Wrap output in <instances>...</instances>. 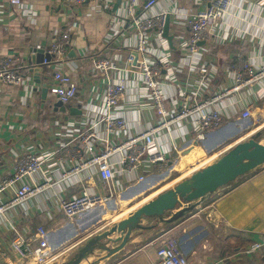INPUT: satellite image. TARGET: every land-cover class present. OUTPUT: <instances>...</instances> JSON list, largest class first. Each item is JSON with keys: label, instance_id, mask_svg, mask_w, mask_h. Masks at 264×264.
Listing matches in <instances>:
<instances>
[{"label": "crops", "instance_id": "0c3cea01", "mask_svg": "<svg viewBox=\"0 0 264 264\" xmlns=\"http://www.w3.org/2000/svg\"><path fill=\"white\" fill-rule=\"evenodd\" d=\"M146 1L139 0L137 14L144 12ZM204 6L201 0H157L149 9L152 13L166 11L171 19L169 33L173 35V43L151 31L149 51L145 54L154 61L164 53L170 58L169 67H164L162 72V88L169 111L180 109L185 92L197 91V100L204 101L233 86L235 76L230 67L238 58L249 61L256 68H264V0H232L230 11L209 26L207 40L193 52L187 46L190 31L185 22ZM125 14V0H89L80 4L67 0H19V3L0 0V61L6 56L15 57L25 75V81L20 85L0 80V182L13 174L16 159L21 154L46 153L58 146V139L65 142L78 139L81 130L92 123L94 116L105 112L107 84L104 74L93 71L94 57L107 56L121 67L113 71L112 77L122 80L126 86L125 100L113 110L126 119V127L118 133L108 134L105 124H100L96 128L98 135L108 134L114 143H121L128 134H137L155 124L157 116L139 67L126 65L137 35L131 23L125 20ZM64 31L70 32L71 41L61 66L75 79L78 91L75 99L64 104L66 109L62 110L56 106L59 99L51 90L55 62L51 66L45 64V70L36 76L33 71L36 65L31 63V57L34 48L44 47L47 51ZM163 38L168 42L167 50L163 49ZM204 62L215 70L210 74L207 88L197 90L200 73L195 66ZM43 83H47L48 88L45 94ZM247 104L251 105L252 115L244 118L242 111ZM217 106L224 114V123L210 131L203 141L192 133L189 119L176 124L169 132L159 134L158 144L169 153L171 168L159 170L155 165H145L141 170L145 176L143 180L123 172L116 177L113 186L90 170L92 187L109 197L95 209L91 218L84 215L70 220L59 204L61 197L69 198L82 192L79 178L85 173L60 183L59 172H52V179L57 182L51 188L0 216V264H38L34 257L21 259L13 252L11 242L16 233L11 225L24 232L44 226L56 253L55 259L47 264L64 263L69 260L70 250L128 216L136 205H142L177 183L178 177L170 180L166 188L160 187L172 179L175 167L179 170L175 173L186 171L185 166L193 160L188 155L196 149L204 155L207 153L208 157L221 156L256 133L262 134L259 140L263 138L264 78L228 94L217 102ZM59 133L62 135H57ZM174 143L191 151L184 167L179 165L182 158L175 159ZM97 145L99 149L103 147L100 142ZM220 147H224L223 151H218ZM120 156L117 153L114 158L119 160ZM37 178L41 179V175ZM223 188L228 189L223 193L216 192L215 197L211 195L193 212L175 222L143 219L142 227L133 230L129 241L119 251L101 258L103 254L95 250L82 264L93 261L96 264H158L159 230L165 227L182 229L180 246L189 264H264L263 252H245L249 244L264 235V164ZM14 192V187L1 192L0 202L9 201ZM125 203L131 208H122L124 211L107 223H95L107 219L119 204ZM74 240L77 241L71 245ZM93 254L97 255L91 257Z\"/></svg>", "mask_w": 264, "mask_h": 264}, {"label": "built area", "instance_id": "2783aa9c", "mask_svg": "<svg viewBox=\"0 0 264 264\" xmlns=\"http://www.w3.org/2000/svg\"><path fill=\"white\" fill-rule=\"evenodd\" d=\"M11 1L19 3V0ZM67 1L80 4L89 0ZM156 2L157 0H147L144 4V12L137 14L136 6L139 0H125V20L131 22L137 35L136 43L128 53L126 65L127 67L132 65L139 67L141 80L149 92L151 106L157 116L155 124L149 125L137 134H128L121 143H114L109 138V133H118L126 127V119L113 112L125 100L126 86L122 80H114L112 77L113 71L121 67L107 56L94 57L92 59L93 71L104 74L107 84L104 92L105 112L94 116L92 123L81 130L78 139L74 138L69 142L58 139V146L52 151L42 154L26 152L17 157L13 174L0 182V193L9 187L15 188L14 195L9 201L0 202V216H5L10 209L24 205L37 193L51 188L57 182L52 179L54 171L59 172L58 181L60 183L85 173L79 178L83 185L82 192L69 198L59 199L60 209L68 219L73 220L81 216L109 199L103 191L92 187L93 175L89 172L90 170H93L102 181L111 183L113 186L116 177L123 172L132 173L139 180H143L145 176L141 174V170L145 165H155L159 170L171 168L169 153L158 144L159 134L163 131L169 132L176 124L189 119L192 133L199 141H203L210 131L221 127L224 123L225 117L217 106V102L241 87L264 78V68H256L249 61L238 58L230 67L235 76L233 86L204 101L197 100V91L196 93L185 92L180 109L169 111L162 88L164 84L162 72L164 67H169L170 58L165 53L157 61L145 56L149 51V33L156 31L160 37H164L163 32L168 13L166 11L150 12L149 9ZM201 2L205 6L192 14L185 22L190 31L187 46L193 52L198 50L200 42L207 40L209 26L222 19L232 6V0H201ZM163 39V49L167 50L168 42L165 38ZM70 41V32H61L47 50L52 55L51 60H45V64L50 66L52 62L56 64L51 77V90L64 104L72 102L78 91L75 79L61 66L68 55L67 47ZM20 68L15 57H3L0 61V80L13 85L24 83L25 75ZM195 68L200 73L197 90L207 88L211 81L210 74L215 69L207 62L196 65ZM242 113L244 118L251 116V105L247 104ZM100 124H105L108 133L103 137H100L96 131ZM98 142L103 144L100 149ZM173 146L176 153L180 155L179 159L183 160L191 153L189 148L183 149L176 143ZM117 153L121 155L119 160L114 158ZM204 156H207V153ZM177 168L178 166L175 170L179 171ZM39 175L41 179L37 178ZM11 226L16 233L11 242L12 250L19 258L34 257L38 264H47L55 259L56 253L50 243L49 231L44 226H38L31 232H24L15 229L14 225ZM255 251L264 253V235L245 249V252L249 253ZM157 255L158 264H189L181 250L180 242L173 236L161 237Z\"/></svg>", "mask_w": 264, "mask_h": 264}, {"label": "water", "instance_id": "95a60500", "mask_svg": "<svg viewBox=\"0 0 264 264\" xmlns=\"http://www.w3.org/2000/svg\"><path fill=\"white\" fill-rule=\"evenodd\" d=\"M170 24L171 19L168 15L163 35L173 43V35L169 33ZM202 42L199 44H203ZM51 58L52 55L44 47L33 49L31 63L36 65L33 69L36 76L45 70V60L50 61ZM36 80L41 82L39 78ZM43 87L45 94L48 91L47 83H43ZM56 106L62 107V110L66 109L60 100L56 102ZM72 113H75L73 108ZM261 135L256 133L238 142L216 161L182 178L174 186L161 191L131 211L128 216L92 235L71 259L59 264H82L95 250L103 254L101 258L114 254L129 241L133 230L142 227L140 222L143 219L157 218L164 223H172L193 212L198 205L221 188L264 164V134L259 140ZM89 264H96V261Z\"/></svg>", "mask_w": 264, "mask_h": 264}, {"label": "rangeland", "instance_id": "374dc122", "mask_svg": "<svg viewBox=\"0 0 264 264\" xmlns=\"http://www.w3.org/2000/svg\"><path fill=\"white\" fill-rule=\"evenodd\" d=\"M240 134H243V133H240ZM246 137H248V136H246ZM237 138V137H236ZM248 139V138H247ZM232 140H234V139H232ZM232 140H230V141H232ZM229 142V141H228ZM224 146V145H223ZM223 148L224 147H220V149L218 150V151H223ZM217 151V152H218ZM211 153H214V152H211ZM225 153V152H224ZM201 154V153H200ZM211 155H213V154H211ZM220 155L219 154H215V156H213L212 158H209L208 156H203L202 158H197L196 160H192L193 162H190V163H192V164H187L186 166H185V168H186V171H182L181 173H175V171L176 170H173V177H172V179H169V180H167L166 182H164L160 187L161 188H166V185H167V183L170 181V180H173V179H176L177 177H178V181H180L181 180V178L183 177H187V176H189L191 173H193L194 171H196V170H198V169H201V168H203L204 166H206V165H208V164H210V163H212V162H214V161H216L217 160V158L219 157ZM178 158V159H177ZM179 158H180V155L179 154H176V158L175 159H177V160H179ZM173 169V168H172ZM176 181V180H175ZM173 182L174 181H172L171 183L173 184ZM176 183H174L172 186H174ZM171 186V187H172ZM167 188H169V187H167ZM158 189V188H157ZM228 188H221L219 191V193H223L224 191H226ZM214 196L213 197H215L217 194L216 193H214L213 194ZM139 206L141 205V203L140 204H138ZM138 205H136V207H134L132 210H134L135 208H138L137 206ZM97 207H95L94 209H92V210H90V211H88V212H86V213H84V214H82L80 217H83L84 215H86L85 216V218L87 217H90L91 218V216L90 215H93L94 214V212H95V209H96ZM122 208H124V209H128V208H131L130 207V204H128V203H125V204H119L118 205V207H117V209H116V211H112L111 213H110V215H108L107 216V219L105 218V219H102V220H99V221H96L95 223H107L109 220H111V219H113V218H115V216L117 215V214H119L120 212H122V211H124V210H122ZM168 213V212H167ZM168 215H169V213L168 214H166V216L168 217ZM81 220H83V218H81ZM98 226H100V224H98ZM170 227V226H169ZM182 229L181 228H173V229H169L168 230V228L166 229V227L163 229V230H159V234H161V236L160 237H164V236H173V237H175L179 242H180V239H179V237H181L180 236V231H181ZM77 241V240H76ZM75 240L74 241H72L71 242V245L72 244H74L75 242H76ZM86 243V242H85ZM85 243H81L80 245H78V246H76L75 248H73L72 250H70L69 251V259H71L78 251H79V249L85 244ZM80 246V247H79ZM65 255V254H64ZM95 255H97V254H93L91 257H93V256H95ZM94 262V261H93Z\"/></svg>", "mask_w": 264, "mask_h": 264}, {"label": "bare ground", "instance_id": "6f19581e", "mask_svg": "<svg viewBox=\"0 0 264 264\" xmlns=\"http://www.w3.org/2000/svg\"><path fill=\"white\" fill-rule=\"evenodd\" d=\"M196 152H192L191 153V155H188V156H190V157H192V159L194 160V159H196V158H198V157H200L201 155H202V153L200 152V150L199 149H196L195 150ZM198 152V153H197ZM201 153V154H200ZM188 156H187V158H183V160H182V162L179 164L180 165V167H184L185 165H186V162L189 160L188 159ZM188 159V160H187ZM192 162V161H191ZM188 164V163H187Z\"/></svg>", "mask_w": 264, "mask_h": 264}, {"label": "trees", "instance_id": "16d2710c", "mask_svg": "<svg viewBox=\"0 0 264 264\" xmlns=\"http://www.w3.org/2000/svg\"><path fill=\"white\" fill-rule=\"evenodd\" d=\"M20 71H21L22 73H24V72L22 71V69H20ZM249 245H250V244H249ZM249 245H248V246H249Z\"/></svg>", "mask_w": 264, "mask_h": 264}]
</instances>
